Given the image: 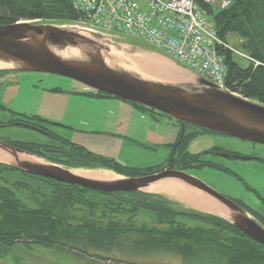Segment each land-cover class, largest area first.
Wrapping results in <instances>:
<instances>
[{
  "label": "trees",
  "instance_id": "1",
  "mask_svg": "<svg viewBox=\"0 0 264 264\" xmlns=\"http://www.w3.org/2000/svg\"><path fill=\"white\" fill-rule=\"evenodd\" d=\"M204 6L213 16L219 36L226 40L230 33H237L243 39V50L254 58L244 68L236 62L233 52L224 51L228 68L227 87L243 97L264 104V0H232L225 8L212 4ZM78 17L73 0H0V24L24 20L62 24ZM186 125L214 132L188 123ZM190 138L191 134L186 132L182 143L185 145ZM63 141L69 149L61 148L69 157L83 155L94 158V162L47 157L48 160L70 168H108L125 176H137L145 170L118 166L112 158L85 152L83 147ZM34 145L22 142L21 148L30 150ZM0 165L4 169L17 170L2 163ZM37 177L53 182L56 187L51 195L42 197L33 207L25 204L10 186L0 185V247L8 249L20 242L38 244L62 252L87 254L101 264L109 260L124 263L105 255L124 249L175 253L192 264H264V245L228 220L180 208L157 194L144 191L117 192L114 195L104 193L110 195L108 200L92 201L86 194L95 190ZM142 211L155 215L152 225L133 222ZM125 216L130 218L124 221ZM181 217L200 219L203 223L193 227L182 222ZM2 250L0 248V257L4 254ZM91 250L94 253H90Z\"/></svg>",
  "mask_w": 264,
  "mask_h": 264
},
{
  "label": "rangeland",
  "instance_id": "2",
  "mask_svg": "<svg viewBox=\"0 0 264 264\" xmlns=\"http://www.w3.org/2000/svg\"><path fill=\"white\" fill-rule=\"evenodd\" d=\"M208 18L211 21L213 20L212 15H208ZM111 39L113 44L110 46H112V53L115 56L129 61V58L125 55L153 54L166 59L180 72L189 74L186 70L189 68L186 67L185 69L171 62L161 55L164 54L173 59L164 49L156 48L142 38L121 36L120 38ZM226 41L239 51V54H235L234 57L236 62L241 67H248L251 61L241 55L246 53L242 48L243 39L237 33H230L226 37ZM127 42L135 43L138 46L134 48L133 45ZM129 62L131 63V61ZM171 79L179 78L172 77ZM102 94V92L89 85L70 77L41 71L0 68V120L9 122L12 119H20L24 114L37 116L38 119H41L39 124L49 129L55 136L57 135L56 137H59L60 140L21 125L6 126L4 124L0 126V138L54 146L62 145L68 150L69 147L66 143L61 142L62 138L83 147L85 152L112 158L118 166L121 165L127 168L148 169L152 166L161 165L167 160L172 149L164 146V142L167 137L172 136L171 124L173 125L176 120L164 113L150 109H146L145 112L148 113L145 114L141 111L144 116L141 114L138 116L134 110L126 109L127 106L122 104V102H127L124 99ZM154 118H157L158 121ZM216 139L218 143L230 149L252 150L264 155V144L228 135H216ZM209 146V138L201 135L190 142L188 151L197 153ZM37 150L39 152L44 150L43 153H49L47 148L41 146ZM215 158L221 157L215 155ZM62 159L89 163H93L95 160L92 157L83 155ZM221 159L229 169L215 168L213 169L214 173L211 172L212 176L210 175L208 178L214 184L233 190L257 205L258 202L248 186L257 189L264 195V163ZM92 170L110 171L116 175H122L112 169L103 167L93 168ZM205 176L207 177V175ZM0 185L10 186L17 196L31 207L38 204L42 197L51 195L56 187L53 182L46 179L20 170L4 169L1 165ZM143 191L160 194V197L180 208L198 211L191 206V200L183 198L179 194L161 191L158 193L147 189ZM86 197L92 201L102 202L108 200L110 195L99 191H90L86 194ZM127 217L130 218L125 216L124 221H127ZM154 219L155 215L153 213L142 211L133 222L137 225L145 223L152 225L155 222ZM180 219L193 227L203 223L200 219L190 217H181ZM0 248L4 252L3 257H0V264H101L87 254L62 252L57 248L44 247L38 244L20 242L12 248ZM89 252L94 253L93 250ZM105 255L123 260L124 263L109 260L102 261L103 264H192L191 261H185L175 253L165 251L136 252L124 249L113 250Z\"/></svg>",
  "mask_w": 264,
  "mask_h": 264
},
{
  "label": "water",
  "instance_id": "3",
  "mask_svg": "<svg viewBox=\"0 0 264 264\" xmlns=\"http://www.w3.org/2000/svg\"><path fill=\"white\" fill-rule=\"evenodd\" d=\"M111 40L99 33L53 22L0 24V62L7 64L0 68L41 71L76 79L100 92L177 119L182 124L181 136L188 123L264 144L263 103L237 95L188 70L189 74H184L186 78L179 79L141 74L125 58L112 53ZM0 157V163L28 174L111 195L143 191L164 180L196 184L222 206L223 215H219L264 245V226L224 195L184 172L164 170L142 177L117 175L113 179H100L79 174L77 171L83 168L54 163L2 140Z\"/></svg>",
  "mask_w": 264,
  "mask_h": 264
},
{
  "label": "built area",
  "instance_id": "4",
  "mask_svg": "<svg viewBox=\"0 0 264 264\" xmlns=\"http://www.w3.org/2000/svg\"><path fill=\"white\" fill-rule=\"evenodd\" d=\"M232 0H73L79 17L70 26L110 38H142L180 65L227 88L224 51L239 54L219 36L204 5ZM254 61L249 54H241Z\"/></svg>",
  "mask_w": 264,
  "mask_h": 264
},
{
  "label": "flooded vegetation",
  "instance_id": "5",
  "mask_svg": "<svg viewBox=\"0 0 264 264\" xmlns=\"http://www.w3.org/2000/svg\"><path fill=\"white\" fill-rule=\"evenodd\" d=\"M133 46L134 48L136 47V45H133ZM40 120L41 119H38L37 116H35L34 118V116L32 117L27 114H24L20 117V119H12L9 122H2L0 120V126L1 124H4L6 126L21 125V126H24L30 129L40 131L51 138L60 140V138L56 137L57 135L55 136L49 129L41 126L39 124ZM179 126H180V134H179L178 139L171 145L172 151L168 159L165 160L161 165H158L156 167L152 166L151 168L145 169L142 172V174L134 176V177H142L146 175H151L154 173L162 172L164 170H176V171L184 172L206 183L208 186H210L211 188H213L220 194L224 195L226 198H228L229 200L234 202L236 205L244 209L246 212H248L250 216H252L259 224L264 225V195L262 193H260L257 189L255 188L253 189L252 187L248 186V189L252 192V194L256 198V201L258 202V204L255 205L249 199L244 198L240 194L235 193L233 190L231 191L230 189H227L224 186H218L214 184L208 178L210 177V175L212 176L211 172L214 173L213 169L215 168L222 169V170L229 169L226 166V164L222 162L221 158H226L229 160H239L242 162L251 161V162L264 163V155L258 154L257 152L252 151V150L242 151L236 148L230 149L228 147H225L223 144L218 143V141H216L218 140L216 139V135H224V134L205 131V130H202L196 127L187 126L186 124H185V131L183 133V136H181L182 124L179 123ZM188 129H190V131H188ZM186 132L188 134H191V138L184 145L182 141L184 138V134ZM201 135L207 136L209 138L210 146L201 152H197V153L189 152L188 147H189L190 142L195 137L201 136ZM0 140L21 148L22 142L3 140L2 138H0ZM62 140H65V139L61 138V142L64 143V141ZM23 143H26V142H23ZM27 143H32L36 145L32 146V149L25 150V151L31 152L45 159H48V158L62 159L64 157H69L67 152L64 151L63 148H61L62 145L54 146V145L39 144L35 142H27ZM40 146L47 148L49 150V153H48L49 155L47 153H43L45 152L44 150L39 152L37 149ZM215 155H218L221 158H215ZM205 175H207V177ZM168 182H172V181L164 180L162 183H158V184H164ZM173 182L178 184L179 188L181 189L179 193L181 197L187 198L191 201L200 202L198 203L199 206L201 203H204V204H209L214 209L222 210V206H220L219 202L207 192L201 190L197 186H194L196 184H187L182 181H178V182L173 181ZM191 206H193V204ZM193 207H195L198 211L203 212L205 214L213 215V216L227 220L226 218L222 217L221 215H219V213L215 211L206 210V209L196 207V206H193Z\"/></svg>",
  "mask_w": 264,
  "mask_h": 264
},
{
  "label": "bare ground",
  "instance_id": "6",
  "mask_svg": "<svg viewBox=\"0 0 264 264\" xmlns=\"http://www.w3.org/2000/svg\"><path fill=\"white\" fill-rule=\"evenodd\" d=\"M128 60L131 61L132 68L136 71H138L141 74L149 75V76H156V77H168V78H186L184 73L180 72L177 68H175L171 63H169L166 59L153 55V54H140V55H125ZM7 64L0 62V67H3ZM0 159H2L0 157ZM79 174L100 178V179H113L118 177L116 174L110 171H86L84 169L77 171ZM148 191L152 192H166V193H173V194H179L180 188L178 184L175 182H168L164 184H152L150 187L146 188ZM191 205L196 207H200L206 210L215 211L221 215H223V212L218 209H214L209 204L201 203L200 206L198 205L197 201H191Z\"/></svg>",
  "mask_w": 264,
  "mask_h": 264
},
{
  "label": "crops",
  "instance_id": "7",
  "mask_svg": "<svg viewBox=\"0 0 264 264\" xmlns=\"http://www.w3.org/2000/svg\"><path fill=\"white\" fill-rule=\"evenodd\" d=\"M161 54V53H160ZM162 56H165L167 59H169L171 62H173V63H176V64H178L176 61H174L173 59H171V58H169L168 56H166V55H164V54H161ZM179 65V64H178ZM182 67V66H181ZM184 68V67H183ZM186 69V68H185ZM186 70H188V71H190L189 69H186ZM122 104H124V105H126L127 107H126V109H129V110H134V112H136V115H142V116H144L143 114H142V112L141 111H143V113L145 114V113H148V112H145V110L146 109H144V108H141V107H138V106H136V105H134V104H132V103H128V102H122ZM155 120H157L158 121V119L157 118H154ZM174 120V119H173ZM160 121V120H159ZM171 126H172V130H171V134H172V136H170V137H167L166 139H165V142H164V146H167L169 149H171V145L178 139V137H179V134H180V126H179V124L175 121V123L173 122V125L171 124ZM117 127V126H116Z\"/></svg>",
  "mask_w": 264,
  "mask_h": 264
}]
</instances>
